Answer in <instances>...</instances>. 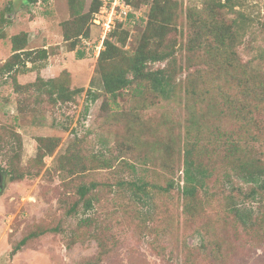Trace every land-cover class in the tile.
<instances>
[{"label": "rangeland", "instance_id": "obj_1", "mask_svg": "<svg viewBox=\"0 0 264 264\" xmlns=\"http://www.w3.org/2000/svg\"><path fill=\"white\" fill-rule=\"evenodd\" d=\"M8 1L0 0V11ZM11 1V23L0 22V33L4 34L0 38V65L12 53L11 36L20 32H27L29 36L28 21H35V16L46 13L48 5H60V14L54 13L49 21L51 42H59L53 48L60 47L59 51L50 53L53 57L55 54L53 64H58L56 76L60 75L61 79L67 76L72 88L84 91L72 100L55 101L47 88H38L35 84L17 90L15 74L0 76V122L14 127L21 135V145L12 146L5 153L13 154L18 150L20 165L30 173L24 178L12 179L2 171L8 164L5 155L0 154V171L6 176L0 195V264H83L95 258L99 251L93 233L110 237V244L116 243L97 264H186L182 255L185 242L196 249L191 264H214L215 258L207 255L206 247L200 246L199 225H207L225 236L220 238L224 251H229L227 264H264V243L252 241L253 237H237V229L230 221L228 201L220 190L226 170V162L221 161L220 156H215L214 175L208 182L212 189L217 188L218 200L204 201L190 218H186L183 211L182 150L187 119L192 112L198 117L200 113L212 125L235 131L241 139L242 151L247 148L252 155H260L264 160V131L259 130L264 129V112L259 116L261 125L257 128L254 122L241 118L233 104L224 100L218 104V109L208 110V103L219 100L222 92L212 83L216 72L207 54L188 51L191 33L199 35V30L209 31L212 15L203 8L212 0H173L175 19L166 37L176 41L178 95L168 100L147 91L133 95L131 88L116 100L100 91L102 77L97 59L104 49V40L101 27L92 22L94 15L88 21L84 37L77 39L79 46L75 50L80 49L84 55L69 57L65 53L70 50L72 41L63 42L64 31L68 34L75 31L72 19L76 17L69 0H38L29 5L21 0ZM104 2L106 0L101 7ZM238 3L235 11L228 12V8L219 11L239 20L237 61L264 71V0H238ZM131 6L130 13L134 17L121 21V26L117 24L119 20H115L114 27L104 38L121 45L117 41L121 35H126L123 45L126 50H133L143 40L150 7L141 4L137 10ZM193 13L195 23L191 20ZM44 29L41 27L40 33L31 34L30 40L28 37L29 47L41 48ZM113 31L116 33L111 36ZM61 43L67 48L61 50ZM57 54L64 59L57 58ZM165 64L166 61L156 62L150 67ZM64 69L69 71V76L63 73ZM37 77L34 72L23 80L32 83ZM16 78L19 81L18 75ZM90 79L93 81L89 84ZM90 87L99 92L95 101L87 98ZM192 88L196 89L195 93L189 91ZM53 144V152L47 154ZM40 146L45 153L42 166L37 160ZM96 156L109 163L103 168L96 166ZM78 161L81 164L74 168L72 163ZM126 164L135 165V171ZM135 174L162 185L173 179L175 187L158 197L155 203L143 206L130 199V194L118 191L117 181L128 180ZM93 183L92 191L98 193L99 201L87 214L93 216L96 224L83 226L79 222L82 209L78 214L69 213L68 209L78 200L79 185ZM30 232L36 234L35 237L13 253L14 245Z\"/></svg>", "mask_w": 264, "mask_h": 264}, {"label": "trees", "instance_id": "obj_2", "mask_svg": "<svg viewBox=\"0 0 264 264\" xmlns=\"http://www.w3.org/2000/svg\"><path fill=\"white\" fill-rule=\"evenodd\" d=\"M70 9L76 16L72 19L75 30L72 34L64 31V39L72 41L70 50H75L79 45L78 38L84 37V31L89 24L90 18L97 12L103 0H69ZM137 10L139 5L148 4L149 12L145 21L143 31V40L134 47L133 50L124 49L126 35H121L119 41L121 45L111 38L104 39V49L99 53L97 59V69L102 77V89L104 93L115 99L125 90L131 88L132 94L142 92H151L156 97L168 100L176 97L177 82L176 77V41L167 38V34L172 30V23L175 19V1L173 0H126ZM25 4H36L38 0H23ZM238 0H212L208 6L203 8L208 10L212 15V21L209 25L208 32L190 34L188 51L199 50V53L207 54L210 58L212 70L215 71L213 76L214 85L220 89V99L216 102L210 101L207 105L208 110L218 109L221 100L233 104L236 113L246 122L252 121L257 128L261 125L260 115L264 112V71L254 67L242 64L237 61L235 48L239 44V20L238 18H229L225 13H219L221 8H228V12L236 10ZM13 11V1H8L5 7L0 11V22L11 23L10 14ZM202 11L199 15L201 21ZM195 13L191 14L192 23L196 22ZM129 18L134 17L129 13ZM128 18V19H129ZM119 26L122 25L118 21ZM201 25V24H200ZM203 27V25H201ZM199 28V27H198ZM116 31L111 33L114 36ZM4 34L0 33V38ZM86 36V35H85ZM209 37H212L208 39ZM208 39V40H207ZM74 40V41H73ZM27 32H20L11 36L12 53L0 65V76L4 74H15V89L26 88L28 85L37 84L38 88H47L54 96L55 101L72 100L78 93L84 91L83 88L71 87L70 81L61 79L60 75L45 79L38 74V77L32 83H19L16 75L28 70H40L48 58L46 48H29ZM79 57L84 55L83 51L77 50ZM162 67L151 68V63L165 62ZM28 64H31L28 67ZM68 75V70L64 69ZM69 76V75H68ZM93 79L91 80V82ZM90 82V83H91ZM195 93L196 89H189ZM209 92V91H208ZM87 98L92 101L97 100L99 92L91 87L87 89ZM201 105H199V111ZM242 124L245 122L241 119ZM204 116L199 117L191 113L187 119L185 128V139L183 145V185L181 187V197L183 211L186 218L193 216L198 205L204 201L218 200L217 188L212 189L208 184L214 175L215 156H220L221 161L226 162V170L223 180L220 181L221 194L228 201V213H231L237 237H253L252 241L264 243V160L260 155H252L247 148L242 151L241 139L235 131H227L220 125H212ZM264 131V129H260ZM255 136V135H253ZM40 140H44L40 137ZM17 143V144H16ZM9 144H11L9 146ZM21 145V135L13 127H9L0 122V154H4L8 166L3 167L2 171L10 174L12 179H21L30 174L29 169L20 165V159L16 155L5 153L6 149L12 146ZM47 151L52 153L54 149ZM40 151L42 147H39ZM14 150V149H13ZM43 150V149H42ZM42 152V151H41ZM38 156V163L42 166L44 152ZM96 166L105 167L109 162L100 160L96 156ZM81 163L73 162L72 166ZM135 171L136 166L126 164ZM41 169V168H40ZM120 192L124 191L129 198L139 202L143 206L155 203L156 199L175 187L173 179H169L162 185L153 180H147L140 175H134L128 180L119 179L117 181ZM219 185V186H220ZM94 183L91 185L81 184L77 189L78 200L74 201L68 209L69 213L78 214L82 209L83 216L80 217V223L84 225L96 224L94 218L87 214L88 210L94 208L95 202H98V193L92 191ZM97 239L99 251L95 258L88 259L83 264H97L102 256L106 255L116 245L115 242L109 243L110 237H101L93 233ZM36 235V234H35ZM33 232L23 237L13 247V253L24 248L27 243L35 237ZM199 237L201 245L205 248L207 255L215 258L214 264H227L229 251H224L222 238L223 234L216 232L207 225H199ZM195 248L183 243L182 255L186 264H191ZM229 260V259H228Z\"/></svg>", "mask_w": 264, "mask_h": 264}, {"label": "crops", "instance_id": "obj_3", "mask_svg": "<svg viewBox=\"0 0 264 264\" xmlns=\"http://www.w3.org/2000/svg\"><path fill=\"white\" fill-rule=\"evenodd\" d=\"M21 1H22V3L24 5H26L25 2H23V0H21ZM46 9H47L46 13H42L41 15H37V16L34 17V18H36L35 21L34 20L28 21V25L30 26L29 27L30 29L27 28L26 30L27 31H30L29 32V36H28L29 37V40H30L31 34L32 35L33 34L35 35L36 33H40V28L41 27L45 28L44 29L45 37L43 36V45L41 47L46 48L48 50L49 59H48V61L45 63V65L40 70H33V71L28 70V71L20 74L18 76V78H19V82L22 83V84H24V83L27 82V79L26 80H23V78L26 77V76H28V77L32 76V73H34V72L37 73V76L39 74L43 78H48V79L51 78V77H55L56 75H58L57 74V72H58L57 65L58 64L55 65L56 64L55 62H54L55 64H53V60H54L53 58H55V54H54V57H53V54H50V53L52 51H54V50H58L59 51L60 50L59 49L60 47L53 48V45H59V42L56 43V44L51 42V38H50L51 35L50 34H51L52 30L50 29V26H49V23L50 22L49 21H50L51 16L54 15V13L58 15V12L60 10V5L59 6L58 5L54 6V4H52V5L50 4V5H48V8H46ZM49 12H51V14L52 13L53 14L50 15ZM59 14H60V12H59ZM63 42H66L67 43V40H63ZM60 45H61V50L64 49V48H67V47H65L66 45H64L63 43H61ZM50 47H52V49H50ZM29 48H35V47H29ZM76 51L77 50H68L65 54H67L69 57L70 56L75 57ZM56 57L59 58L61 56H59L57 54ZM62 57H61V59H64ZM81 60L82 59H77V61H81ZM75 63H76V61H75ZM28 67H30V65H28ZM66 67H68V66L66 65ZM90 82H91V79H90ZM90 82H89V84H90Z\"/></svg>", "mask_w": 264, "mask_h": 264}, {"label": "built area", "instance_id": "obj_4", "mask_svg": "<svg viewBox=\"0 0 264 264\" xmlns=\"http://www.w3.org/2000/svg\"><path fill=\"white\" fill-rule=\"evenodd\" d=\"M132 6L126 0H106L99 11L94 13L92 22L100 26L103 40L112 30L115 20H126L129 13L132 12Z\"/></svg>", "mask_w": 264, "mask_h": 264}, {"label": "water", "instance_id": "obj_5", "mask_svg": "<svg viewBox=\"0 0 264 264\" xmlns=\"http://www.w3.org/2000/svg\"><path fill=\"white\" fill-rule=\"evenodd\" d=\"M5 180H6L5 174L2 171H0V195L4 189Z\"/></svg>", "mask_w": 264, "mask_h": 264}]
</instances>
